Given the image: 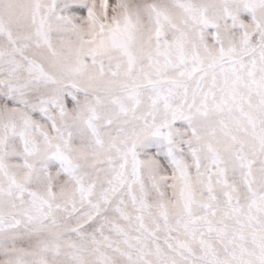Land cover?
I'll use <instances>...</instances> for the list:
<instances>
[{
	"label": "snow or ice",
	"instance_id": "1",
	"mask_svg": "<svg viewBox=\"0 0 264 264\" xmlns=\"http://www.w3.org/2000/svg\"><path fill=\"white\" fill-rule=\"evenodd\" d=\"M0 264H264V0H0Z\"/></svg>",
	"mask_w": 264,
	"mask_h": 264
}]
</instances>
